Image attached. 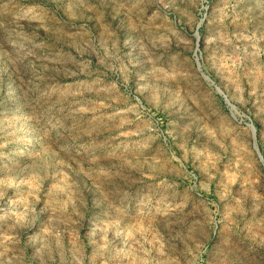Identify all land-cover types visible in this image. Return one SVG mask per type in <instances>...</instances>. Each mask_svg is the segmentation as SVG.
<instances>
[{"label": "rangeland", "instance_id": "rangeland-1", "mask_svg": "<svg viewBox=\"0 0 264 264\" xmlns=\"http://www.w3.org/2000/svg\"><path fill=\"white\" fill-rule=\"evenodd\" d=\"M0 264H264V0H0Z\"/></svg>", "mask_w": 264, "mask_h": 264}]
</instances>
